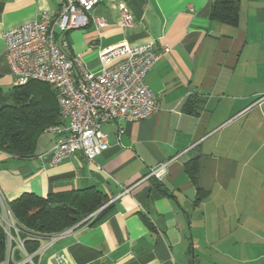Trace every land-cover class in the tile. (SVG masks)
Masks as SVG:
<instances>
[{
	"label": "crops",
	"instance_id": "crops-1",
	"mask_svg": "<svg viewBox=\"0 0 264 264\" xmlns=\"http://www.w3.org/2000/svg\"><path fill=\"white\" fill-rule=\"evenodd\" d=\"M61 1L0 0V86L13 85L2 33L54 17ZM124 1L131 27L116 3L101 0L85 27L66 33V51L96 71L99 53L115 45L166 47L145 76L159 109L102 124L109 146L93 160L76 152L49 165L56 136L48 130L26 157L0 150L7 202L93 186L110 204L100 222L43 238L32 253L12 243L0 264H60L57 256L61 264H264V0H239L236 26L210 18L213 0ZM192 158L196 181L184 171ZM160 162L166 174L146 178ZM198 188L206 195L194 205Z\"/></svg>",
	"mask_w": 264,
	"mask_h": 264
},
{
	"label": "built area",
	"instance_id": "built-area-1",
	"mask_svg": "<svg viewBox=\"0 0 264 264\" xmlns=\"http://www.w3.org/2000/svg\"><path fill=\"white\" fill-rule=\"evenodd\" d=\"M100 1L62 0L54 17L41 13L39 18L2 33L13 84L40 81L55 90L61 122L47 129L56 136L48 154L49 165L76 152L93 160L109 146L102 124L139 121L153 116L159 109L158 95L147 85L145 76L168 50L166 47L160 52L153 41L115 45L99 53L100 67L96 71L87 69L80 56L68 55L66 33L85 27L91 9ZM110 1L117 5L120 24L131 27L132 15L125 1ZM94 21L98 26L103 25L99 19ZM166 171L167 162H160L148 170L146 178L160 180ZM0 226L6 235L8 259L12 243L16 242L22 250L24 247L17 221L1 190ZM61 232L45 238L54 239ZM57 259L61 264L62 257Z\"/></svg>",
	"mask_w": 264,
	"mask_h": 264
},
{
	"label": "trees",
	"instance_id": "trees-1",
	"mask_svg": "<svg viewBox=\"0 0 264 264\" xmlns=\"http://www.w3.org/2000/svg\"><path fill=\"white\" fill-rule=\"evenodd\" d=\"M239 9V0H213L210 18L236 26ZM3 94L0 86V150L26 157L34 152L46 128L61 122L55 90L47 83L29 81L9 88L6 96L9 102L3 101L6 98ZM198 168V158L189 159L184 164V171L193 181H196ZM205 195L206 191L198 188L194 205H198ZM7 203L17 221L19 237L27 253L36 251L40 240L51 234L100 222L110 208V204L106 205L107 195L93 186L46 196L23 192ZM6 250V235L0 226V262L5 260Z\"/></svg>",
	"mask_w": 264,
	"mask_h": 264
},
{
	"label": "rangeland",
	"instance_id": "rangeland-1",
	"mask_svg": "<svg viewBox=\"0 0 264 264\" xmlns=\"http://www.w3.org/2000/svg\"><path fill=\"white\" fill-rule=\"evenodd\" d=\"M14 85V84H13ZM12 85V86H13ZM1 88H2V90H3V92H4V94H3V96L4 97H6L7 96V91L9 90V86H8V84H1ZM1 101H2V99H1ZM3 101L4 102H9V99H7V97L5 98V99H3ZM48 128H46V130H47Z\"/></svg>",
	"mask_w": 264,
	"mask_h": 264
}]
</instances>
